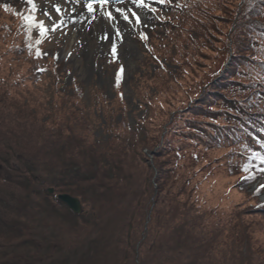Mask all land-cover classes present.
Listing matches in <instances>:
<instances>
[{"label":"trees","instance_id":"trees-1","mask_svg":"<svg viewBox=\"0 0 264 264\" xmlns=\"http://www.w3.org/2000/svg\"><path fill=\"white\" fill-rule=\"evenodd\" d=\"M225 1L212 3L217 9ZM208 2L195 4L200 9ZM231 2L237 5L229 18V44L223 46L229 59L196 99V108L209 107L205 114L214 122L186 124L193 129L190 136L197 132L206 148L221 139L241 143L229 153L226 166L246 186L264 176V0ZM25 16L41 23L33 13ZM198 22L184 17L175 31L185 33L188 46L195 41L194 31L201 40L190 46L194 52L207 43V31L211 45L218 42L217 27ZM7 84L0 79V264H264L258 249L264 242L254 247L255 230L237 212L191 209L193 203L184 197L188 179L175 186L171 168L125 169L124 148L131 146L117 143L122 121L117 134L110 125L104 128L105 140H90L81 134L90 125L78 108L69 106L61 125L52 127L53 104L44 103L40 111L29 108L8 95ZM19 84L14 79L12 86ZM215 102L222 107L212 109ZM213 112L225 118L215 123L216 117L209 116ZM262 185L256 184L251 198L254 209L264 212V200L258 198ZM59 193L77 197L81 213L59 201Z\"/></svg>","mask_w":264,"mask_h":264},{"label":"rangeland","instance_id":"rangeland-1","mask_svg":"<svg viewBox=\"0 0 264 264\" xmlns=\"http://www.w3.org/2000/svg\"><path fill=\"white\" fill-rule=\"evenodd\" d=\"M196 1L143 0L147 6L138 7L134 0H107L103 5L99 0H32L31 4L27 0H0V79L11 83L6 85L8 95L29 108L40 111L44 103L53 104L57 109L52 127L61 125L62 118L71 112L69 106L78 108L89 121L90 126L81 134L90 140H105L104 128L110 125L117 134L120 126L116 124L122 121L117 143L124 141L131 146L124 148L125 169L134 171L152 164L171 168L175 186L188 179L184 197L193 203L191 209L237 212L254 228L257 248L264 242V212L254 209L251 194L257 183H264V176L244 186L239 175L230 174L226 166L229 153L234 154L241 143L221 139L218 145L206 148L197 132L190 136L193 129L186 124L193 121L200 126V121H213L205 114L209 107L203 111V107L196 108L200 104L196 99L227 64L223 46L229 44V18L237 3L228 0L215 9V0H209L198 9ZM90 2L91 12L86 7ZM28 13L42 21L44 36L22 19ZM188 16L195 22H207L212 29L217 27L214 37L218 42L211 45L212 34L207 31V43L191 51L190 46L201 42L194 31H190L195 39L190 46L185 33L175 32L183 27L182 18ZM186 50L189 52L184 53ZM173 54L174 61L170 62ZM14 79L20 81L15 87ZM225 95L231 98L229 93ZM211 107L220 109L222 103ZM209 116L216 117L215 123L225 118L216 112ZM46 125L50 126L49 122ZM258 198L264 200V188ZM260 248L264 254V246Z\"/></svg>","mask_w":264,"mask_h":264},{"label":"snow or ice","instance_id":"snow-or-ice-1","mask_svg":"<svg viewBox=\"0 0 264 264\" xmlns=\"http://www.w3.org/2000/svg\"><path fill=\"white\" fill-rule=\"evenodd\" d=\"M27 2L29 4H31L32 0H27ZM99 2L103 5V4L107 3V0H99ZM134 2L137 3L138 7H140V6H145L146 7L147 6V5H144L143 0H134ZM32 6H33V9H34L35 5L33 4ZM86 7L88 8L89 12L93 11V7H92V3L91 2L88 5H86ZM57 11H59V9H57ZM117 11H120L121 14L123 15V11L121 9H117ZM133 15H135V13H133ZM106 16H107L108 19H112L111 13H107ZM22 19L25 22H27V23H29V24H31L33 26L38 27L40 29V35L44 36V34L46 32V29L44 28L42 23H37L35 21V18L32 17V16H24V17H22ZM124 19L127 20L128 17L126 15H124ZM137 20H138V18H137ZM117 35H119V33H117ZM36 43L39 44V43H41V41L37 40ZM112 51H113V56L115 58V56H116V46H115V44L113 45ZM40 54L41 53H40L39 49H37V55L39 56ZM119 79H120V77H119V74H118L117 75V83H119ZM261 187L264 188V185H262Z\"/></svg>","mask_w":264,"mask_h":264},{"label":"water","instance_id":"water-1","mask_svg":"<svg viewBox=\"0 0 264 264\" xmlns=\"http://www.w3.org/2000/svg\"><path fill=\"white\" fill-rule=\"evenodd\" d=\"M48 193L52 194L53 189L48 188ZM57 198L59 201H61L63 204H65L72 212L79 214L82 211V206L77 197H74L68 193H59L57 194Z\"/></svg>","mask_w":264,"mask_h":264}]
</instances>
